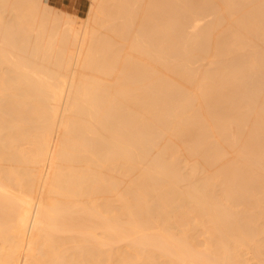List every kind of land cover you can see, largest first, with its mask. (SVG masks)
Wrapping results in <instances>:
<instances>
[{"label": "bare ground", "instance_id": "1", "mask_svg": "<svg viewBox=\"0 0 264 264\" xmlns=\"http://www.w3.org/2000/svg\"><path fill=\"white\" fill-rule=\"evenodd\" d=\"M91 1L0 0V264H264V0Z\"/></svg>", "mask_w": 264, "mask_h": 264}, {"label": "rangeland", "instance_id": "2", "mask_svg": "<svg viewBox=\"0 0 264 264\" xmlns=\"http://www.w3.org/2000/svg\"><path fill=\"white\" fill-rule=\"evenodd\" d=\"M47 3L55 8L57 11L62 12L72 18H77L78 22L86 19L91 6V0H46ZM89 10V11H88ZM69 14V15H68Z\"/></svg>", "mask_w": 264, "mask_h": 264}]
</instances>
